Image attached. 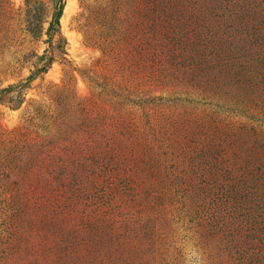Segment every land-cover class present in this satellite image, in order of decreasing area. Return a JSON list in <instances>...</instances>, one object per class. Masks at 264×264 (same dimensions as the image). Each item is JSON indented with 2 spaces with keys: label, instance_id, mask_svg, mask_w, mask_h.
<instances>
[{
  "label": "rangeland",
  "instance_id": "374dc122",
  "mask_svg": "<svg viewBox=\"0 0 264 264\" xmlns=\"http://www.w3.org/2000/svg\"><path fill=\"white\" fill-rule=\"evenodd\" d=\"M0 264H264V0H0Z\"/></svg>",
  "mask_w": 264,
  "mask_h": 264
},
{
  "label": "trees",
  "instance_id": "16d2710c",
  "mask_svg": "<svg viewBox=\"0 0 264 264\" xmlns=\"http://www.w3.org/2000/svg\"><path fill=\"white\" fill-rule=\"evenodd\" d=\"M61 15V9H58L56 14L53 16L52 21L50 22V26L49 27H53V25H57L58 24V19Z\"/></svg>",
  "mask_w": 264,
  "mask_h": 264
}]
</instances>
